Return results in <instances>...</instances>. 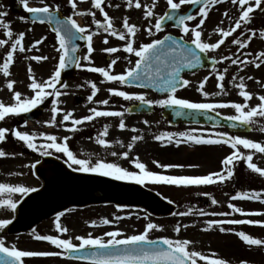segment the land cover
<instances>
[{
    "label": "flooded vegetation",
    "instance_id": "flooded-vegetation-1",
    "mask_svg": "<svg viewBox=\"0 0 264 264\" xmlns=\"http://www.w3.org/2000/svg\"><path fill=\"white\" fill-rule=\"evenodd\" d=\"M18 0H0L2 7L7 6L3 11H7L10 14V10H13L15 14H21L24 11L23 6L17 3ZM43 1V0H42ZM118 0H103L102 7L104 11L108 13V16L113 21V27L118 31L126 32L123 27V20L127 18L129 24L134 20H141L140 27L137 25L138 31L136 34L134 47L139 48L142 44L151 43L156 40L154 36L148 39L146 35L148 32L146 29L149 27L147 22H150V26H153L156 22L155 16L149 18L136 19L137 15L145 16V12L148 8L130 9L121 6H112ZM232 2V0H231ZM77 8L71 7L70 0H54L53 11L60 19H65L69 16L76 19V21L83 27L88 29L89 34H93V47L94 51L91 55V62L84 59L87 55V42L85 40H77L75 44L80 48L79 62L82 67H76L74 72H62L61 83L57 85V88L64 94L59 98L58 107L61 109L60 113L56 115L57 124L50 126L45 121L51 119L53 113L51 112L52 101L55 97H48L44 103L33 109L29 113H22L20 115H9L5 120L0 121V128H8L10 131L7 134V139L4 142H0V150H4L10 155L5 158H0V172L12 171L13 167L20 168V173L17 174L19 181H30L31 184L27 187L37 188L38 191L27 195H21L15 199L18 202L17 209L15 211L0 207V217L4 219H13L12 225L7 229L0 230V239L11 241L14 235L23 237L25 233H36L37 235H46L38 231L40 223L44 221H54L60 213L71 211L75 209H89L93 207H106L108 205L131 207L125 204L114 202L112 199L118 197L119 192L124 188H131L133 190L149 191L157 199L155 200V210L152 212L167 213L170 208L177 206L171 199H160L161 191L169 189L173 185L164 183H152L146 181L144 184H137L131 180H116L112 177H105L94 173H83L74 171L77 165L69 167L70 161L63 153H58L54 149H49V155H42L39 151H33L28 149L26 145L17 140L13 132L19 130L21 132H27L30 135H35V143L42 145L48 143L45 139V135H55L58 143H63L64 138L68 137V146L70 150L77 156L78 159H90L93 164L98 160H102L107 163H116L120 167L139 174L140 170L135 167L133 163L137 158L139 161L146 165V169L150 168L151 172H155L161 175H173L171 168H163L159 165H173V161L177 157L182 158L180 167L181 176H205L211 173L220 172V168L208 172L207 174L200 171L199 168H204L205 162L208 163L212 160L213 154H220L222 152L231 154V147L228 144H196L187 140H181V143L177 145L175 140L168 142L167 139L160 141L156 139V136L161 135L164 131L156 129L157 126L162 128V125L167 128L165 133H171L170 130L178 128L189 129V132L197 136L203 135L205 138H217L214 134L225 133L230 136H237L232 134L225 128H212L209 126L199 125H181L178 127H172L169 121L165 117V112L168 107L160 106L159 104H153L147 106L141 104V102L132 99L125 100L123 97L112 95L109 89H116L120 91H126L134 95H144L147 100L159 101L166 99L168 93H158L154 89L138 87L135 85H122L119 82L107 81L105 77L100 73L92 72L90 67H102L106 68L113 75L126 73L127 69L134 67L135 61L138 59L134 54H129L123 51L126 41L120 40L118 37L111 36L109 32H105L103 27H98L95 21H100L103 25L106 23L103 13L94 7V0H76ZM59 5V11L55 12L56 6ZM216 5V4H215ZM190 5H183L182 10L188 9ZM229 7H216L211 6L209 15L205 20L204 25L200 29L202 31V39L207 43H216L221 39V35L216 30L218 28L225 31L234 27L237 20L235 13H228ZM238 10V9H237ZM26 13V11L24 12ZM77 13H84L83 15ZM92 13L95 15L93 16ZM227 13V15H225ZM8 14V15H9ZM264 14V12H263ZM196 19L187 21L190 28H194L200 20L198 10L193 14ZM252 20L247 25L241 26L237 29L231 37L225 39V43L221 45L219 49L210 50L207 54L216 61L215 69L212 71H202L193 75H184L183 79L190 82L191 79L199 77L202 74L215 73L221 71L224 73V69L227 68L226 73H232L235 77L236 65L232 64L231 59L222 60L224 56L233 58L236 55L237 47L232 41L234 38L241 39L243 41L250 42L249 39L253 38V28L250 27ZM264 22V21H263ZM254 25V24H252ZM154 28V27H153ZM139 33V34H138ZM164 35H173L176 37H182L186 41L190 42L192 34L185 35L181 29L168 26L165 29ZM54 41L59 47L56 34H53ZM107 38V44L104 43ZM131 39V37H129ZM247 43V44H248ZM116 47L120 49L116 53H107L105 48ZM56 48V49H57ZM242 48V47H240ZM61 52L57 51L58 58ZM246 52H242L240 57H244ZM235 59V57L233 58ZM116 63L113 65L112 61ZM111 67L109 68V66ZM55 72V71H54ZM54 72H37L29 73L25 77L27 87H21L20 89L13 88L11 90L0 91V102L5 105L7 102H14V92L19 91L22 97L29 98L34 95L29 85L31 83V77L34 76L39 82L47 81ZM236 78V77H235ZM231 83H235L233 78L229 80ZM91 83H95L99 91L93 96V89ZM67 87H63V85ZM225 88V87H224ZM51 91V89H48ZM220 89L204 88L210 95L205 97L199 90V87H190V83L181 90L176 91L178 98L187 99L194 103H236L234 100H230L227 93L235 92L234 89L225 88V91L220 95H216ZM163 93V94H162ZM182 94V96H179ZM93 96L92 100L88 97ZM103 100H108L107 105L100 103ZM95 108L97 111L108 112H123V117L119 116H99L94 117L90 121H84L80 125H73L71 120L63 121V115L67 112H71L72 119H82L83 117L94 115L91 109ZM131 109V111H129ZM231 109V107L217 108L212 110L224 116H231L225 111ZM123 120L126 127L120 129L119 123ZM145 121H148L146 124ZM154 125V126H153ZM156 125V126H155ZM75 127L76 131H70ZM105 128H107V135H104ZM135 129V131H133ZM169 131V132H168ZM187 132V131H185ZM141 136L142 139L133 141L132 137ZM99 139L107 141L106 145L98 143ZM180 139V138H178ZM132 144L131 149L128 145ZM115 152L117 155H112ZM128 152V157L125 158L123 153ZM214 152V153H213ZM15 155H11V154ZM220 165V162H214L215 165ZM35 164V168L32 165ZM231 167V166H230ZM235 168V166H234ZM194 170L190 174L189 170ZM7 175V174H5ZM23 182L22 184H26ZM218 184L210 185H190L182 186L185 190H203L207 187L217 188ZM235 188V185H234ZM236 194V189L232 190L230 197ZM194 202L196 205L204 204L206 201L211 202L212 196L207 195H195ZM207 198V200L205 199ZM171 201V203H169ZM191 200L180 201V206L184 208L190 205ZM135 207H144L142 205ZM31 259L35 264H46L51 260V257H27L24 258L25 264H28V259Z\"/></svg>",
    "mask_w": 264,
    "mask_h": 264
},
{
    "label": "snow or ice",
    "instance_id": "snow-or-ice-1",
    "mask_svg": "<svg viewBox=\"0 0 264 264\" xmlns=\"http://www.w3.org/2000/svg\"><path fill=\"white\" fill-rule=\"evenodd\" d=\"M23 8L30 14L33 15V22L39 20L41 23L47 21L49 24H54V31L58 40L59 47L57 48L58 52L62 54L59 56V63L54 72V74L47 80L39 82L35 79L34 76L31 77V83L29 85L30 89L33 91L34 95L29 98L22 97V94L19 91L14 92V103L11 105H5L3 102H0V121L5 120L9 115H20L22 113H29L33 109H36L38 106L42 105L48 97H55L56 99L52 101L51 112L53 113L50 120L45 121L50 126H55L57 124L56 115L60 113L61 109L58 107L59 98L62 93L57 85L61 83L62 72L70 65L74 64L76 67H82L79 60L80 58L75 55L78 51V45L75 44L77 40H85L87 42V55L84 59L91 62V55L94 51L93 47V34H89L88 29L81 26L76 19L69 16L65 19H60L57 17L53 9L45 5L43 7H31L29 5V0H19ZM128 7L133 6V0H127ZM221 0H167V6L170 12L174 13L181 9L183 5H201L198 9L200 16L199 23L194 27L190 28L187 21H192L196 19L194 15H179L174 16L170 12H165L163 15L158 16L156 22L153 26H150L146 29L149 35L153 34V27L156 32L163 30V26L166 20H175L176 25L180 27L181 31L188 35L192 34V39L190 41L191 45L195 47H189L188 42L183 40L177 41L174 40L171 36H165L164 39H156L151 43L142 44L139 48L134 47L135 37L138 31V28L134 24H129L127 18L123 20V27L126 29V32H118L113 27V21L108 16V13L104 11L103 0H94V7L99 9L103 15L105 24H101L100 21H95L98 27H103L105 32H109L111 36L118 37L122 41H126L123 51L134 54L138 59L135 61L134 67L127 69L126 73L113 75L106 68L102 67H90L89 70L92 72L100 73L107 81L119 82L122 85H137L140 87L151 86L153 88L159 87L161 91L168 93L166 99L159 101H150L145 98L144 95H134L126 91H120L116 89H109L110 93L115 96L123 97L125 100L135 99L143 105L152 106L153 104H159L164 107H176L179 109H190L193 112H203L206 113L209 110H215L217 108H226L231 107L237 113L236 115H231L226 117L227 120L232 122H239L241 125L251 126L255 123L254 117L260 116L264 117V96H260L259 100L261 103L251 108L248 111L245 109L248 107L246 103H194L190 102L187 99L178 98L176 96L177 87L179 84L187 86L190 82L188 80H182L180 78L181 70L184 68H195L198 65L203 63L201 53H208L210 50H216L225 43V39L231 37L233 33L241 28V24L250 23L251 16L250 14L254 11L253 5L249 0H232L233 4H239L241 8V15L239 19L235 22L234 27L230 30L225 31L224 29L218 28L216 31L220 33L221 39L216 43H207L202 39V31L200 30L205 23L210 11V7L220 3ZM71 7L73 9L77 8L76 0H70ZM264 0H255V8L264 10L262 8ZM155 3L147 9L145 12V17L155 16L154 8ZM135 7L137 9L141 8L142 5L140 0H135ZM59 11V5L56 6L55 12ZM7 11H0V26H3L7 31L6 35L9 38L13 37V32L11 30L10 22H6L5 17L8 16ZM83 15L84 13H77ZM94 16L95 14L92 13ZM227 15V13H225ZM20 19H25V17H20ZM256 32L252 31V36H255ZM25 34L20 32L18 38L10 46V50L7 52L6 58L2 66H0V71L3 72L5 76L10 75V65L14 61V54L19 51H24L22 46V41L24 40ZM260 36L264 38V30L260 32ZM131 37V39L129 38ZM42 41H36V44L41 43ZM107 38H105L104 43L107 44ZM168 42V43H166ZM234 44L240 47H247V41L234 38L232 41ZM9 43L8 40L0 39V47H3ZM120 49L116 47L105 48L104 51L111 54L116 53ZM198 50V51H197ZM71 53V55H70ZM32 59L36 61L46 60L48 57L34 56ZM222 60L231 59L232 64H243L247 65L253 61L240 60L239 58H231L224 56ZM257 60L264 63V51L260 52L256 57ZM220 61H214V63H219ZM115 60L112 61L114 65ZM155 66V67H154ZM259 68L260 63L255 65ZM111 65L109 66V68ZM31 68H29V73L31 74ZM228 71L227 68L224 69V73ZM236 78L233 77V80ZM251 79V77H249ZM225 80L224 74H219L217 76L218 87L221 92L216 93L220 95L225 91L224 83ZM143 81V82H142ZM208 77H205L203 81L200 82L199 90L203 93L205 97L210 94L207 91H204V85L207 83ZM15 81H11L7 84L9 90L13 89ZM240 91L239 95L244 98L245 101H248L252 98V94L245 90L246 85L243 82V77L240 78V83L236 85ZM67 87V85H63ZM93 89V96L99 89L95 83H91ZM48 89H51L49 91ZM93 96H89L88 99L92 100ZM100 103L107 105L108 100H103ZM94 115L83 117L82 119H72V113L67 112L63 115V121L71 120L73 125H80L84 121H90L94 117L99 116H119L123 117V112H108V111H97L95 108L91 109ZM131 111V109H129ZM180 111H177L176 115H181ZM147 124L148 121H145ZM235 127V123L232 125ZM120 129L126 127L123 120L119 123ZM75 127L71 128L70 131H76ZM8 128H0V142H4L7 139V134L9 133ZM135 131V129L133 130ZM14 137L23 142L28 149L33 151H39L42 155H49V149H54L58 153H63L67 156L69 167L77 165L74 171H79L83 173H94L99 174L105 177H112L116 180H131L137 184H144L146 181H151L152 183H164L177 186H190V185H211L218 182H222L230 179L234 175L233 168L236 161H246L247 167L255 173H258L260 176L264 177V169L258 167L253 163V155L251 153L244 154L240 151L238 146H243L244 149L255 150L258 153L264 154V144L254 142L248 138H242L241 136H230L225 133H217V138H205L203 135L197 136L192 132H181V133H162L161 135L156 136L157 140L164 141L167 139L168 142H172L175 137V143L179 145L181 140H187L189 142H194L196 144H228L234 150L232 154L228 155L223 161V165L226 166L225 175L224 172L211 173L205 176H175V175H161L155 172L146 170V165L141 163L139 159L133 161L135 167L140 170V173L130 172L116 163H107L102 160H98L93 164L90 159H78L76 155L70 150L68 146V137L64 138L63 143L57 142V137L55 135H45V139L49 141L42 145H37L35 143V135H30L27 132H21L16 130L13 132ZM104 135H107V128H105ZM142 139L141 136L132 137L133 141ZM98 143L101 145H106L107 141L104 139H99ZM132 144L128 145V148L131 149ZM10 155L4 150H0V158H5ZM11 155H15L14 153ZM112 155H117L115 152ZM125 158L128 157V152L123 153ZM163 168H172V167H183L182 165H159ZM35 164L32 165L35 168ZM231 166V167H227ZM37 188L27 187L24 185H12L9 183H0V207L10 209L15 211L17 209L18 202L11 198L13 194L27 195L30 193L37 192ZM5 194H8V198H5ZM208 195V194H205ZM260 199L259 192L245 193L240 192L232 197L235 199ZM171 203V201H169ZM212 204H216L217 201L215 198L211 200ZM232 208L233 213H240L241 215H255L257 213H246L240 207L235 205H229ZM201 214H205L203 210H200ZM189 213H179V215H188ZM264 215V213H259ZM64 213H60L56 217L55 228L60 233H66L68 229L63 227L60 223V217ZM13 219H0V230L7 229L8 226L12 225ZM103 224H110L111 221L104 219ZM260 224L264 226V222L261 221H252V220H227V221H209V228L215 224ZM95 226V222H93ZM187 227V225H184ZM161 226L149 222L143 233L138 235H132L127 238L118 239L122 233L120 231H111L106 233V236L109 237L107 241L103 238H92L89 235L85 237H77L80 241L79 244L73 243L71 239H62L58 236L52 235H36L35 239L41 241L50 242L56 248L61 251L58 252H37V251H28L20 250L15 245L11 247L6 246L5 240L0 239V264H25L24 258L27 257H54L62 256L68 254L72 256L73 254L81 253L84 249L92 248L95 251L83 255L77 256V259L90 260L91 264H199V262H205V264H229L228 261L222 258H213L212 256L204 255L200 251L190 250L189 246L192 244V241L187 239H171V238H161L159 240L149 239V233L152 230L159 229ZM181 230V226L177 225L175 227V232L178 234ZM208 230V229H205ZM220 231H228L223 227L220 228ZM237 235L249 246H262L264 245V239L255 238L249 234H246L243 231L237 233ZM241 264H248L247 261H241Z\"/></svg>",
    "mask_w": 264,
    "mask_h": 264
},
{
    "label": "rangeland",
    "instance_id": "rangeland-1",
    "mask_svg": "<svg viewBox=\"0 0 264 264\" xmlns=\"http://www.w3.org/2000/svg\"><path fill=\"white\" fill-rule=\"evenodd\" d=\"M5 1V0H4ZM253 5L254 11L251 17L253 22L250 27L253 26V31L256 35L249 39L250 42L247 47H237L236 55L233 58H239L240 60L253 61L247 65L236 64L235 73V83L229 82L233 78L232 73H223L220 70L215 73H205L190 80V87H200V82L208 77L207 83L204 88L210 89H220L217 81V76L219 74L225 75V80L223 81L225 88L234 89L235 92L227 93L230 100H234L236 103H246L247 108L245 111L250 110L253 107L258 106L261 101L260 96H264V63L257 60L256 57L262 51H264V38L260 36L262 31L261 26L264 25V14L261 9L255 8V0H249ZM17 3L20 5L19 0ZM142 5L141 8H149L155 3V18H158L164 11L166 7V0H140ZM31 7H43L45 5L54 8V0H43V1H32L29 2ZM236 5V4H235ZM112 6H121L124 8L128 7L127 0H118ZM223 7V6H222ZM235 7V6H233ZM7 6L2 7L0 5V11H3ZM264 8V4H262ZM130 9H137L135 7V0H133V6ZM238 16V13L235 11ZM20 17H25L23 13L15 14L13 10H10V14L3 18L6 22H10L11 30L13 32V37L9 38L6 35V29L0 26V39L8 40L9 43L3 47H0V66H2L4 59L6 58L7 52L10 50L11 44L18 34L23 32L25 34L24 40L22 41V46L24 51H19L14 54V61L10 65V75L5 76L2 71H0V91L8 90L7 84L11 81H15L13 88L20 89L21 87H27L25 77L29 74V68H31V73L37 72H53L56 70L57 63V52L56 45L53 39V35L49 29L42 25H32L26 19H20ZM146 18L145 16L137 15L136 19ZM141 20H134L131 24L139 25ZM150 27V22H147ZM247 25V23L241 24V26ZM139 34V33H138ZM162 35V33L153 31L152 35H146L148 39L156 36L157 38ZM36 41H42L36 44ZM242 52H246L245 57H240ZM34 56L48 57L46 60L36 61L32 59ZM256 63H260V67L257 68ZM243 77V82L246 85L245 90L252 94V98L245 101L243 97L239 95L240 89L236 86L240 83V78ZM251 77V79H249ZM221 92V90H219ZM179 96H182L180 94ZM13 104L14 102H7V104ZM229 115H236L237 113L233 108L227 109L225 111ZM255 123L253 124L254 132L247 135H241L242 138H248L254 142L264 144V117H254ZM154 126V125H153ZM156 126V125H155ZM156 129L163 130L164 133L167 128L162 125L157 126ZM189 132V129L178 128L170 130L171 133H181ZM169 132V131H168ZM197 133V131L193 132ZM222 133V132H221ZM216 136V134H214ZM179 137H175L178 139ZM240 151L244 154L251 153L253 155V163L258 167L264 169V154L258 153L255 150L244 149L243 146H238ZM214 153V152H213ZM226 152L220 154H213L212 160L208 163L205 162L204 168H199L200 171L207 174L208 172H213L221 168L226 175V168L224 169L221 164L224 160ZM220 162L218 166L214 162ZM182 158L177 157L173 161V165H181ZM21 167H13L12 171L0 172V183H9L12 185H23V182L19 181L17 174L20 173ZM150 171V168L146 169ZM172 173L177 175L182 174L180 167H172ZM190 174L194 170H189ZM234 175L225 181L220 182L217 188L207 187L203 190H185L182 186L173 185L171 188L164 189L159 195L160 199L166 198L174 201L173 206L168 210V213H161L155 215L147 211V209L138 208H121V207H93L85 210L75 209L64 213L60 217V223L63 227H66L68 231L66 233H60L55 228V221H44L40 223L38 231L46 235L58 236L62 239H71L73 243L79 244L80 241L76 239L77 237L87 238L91 235L92 238H103L105 241L109 239L106 233L111 231H120L122 235L117 237L118 239L127 238L132 235H138L143 233L146 225L151 222L155 223L161 228L152 230L149 233V239L156 238H171V239H187L192 241L189 246L190 250H196L202 252L204 255L212 256L213 258H222L229 262V264H241V261H247L248 264H264V245L262 246H249L237 235L238 232L243 231L255 238L264 239V226L260 224H215L209 228V221H227L231 219L235 220H252L264 222V215L259 213H264V177L260 176L258 173L253 172L247 167V162L240 160L236 161ZM194 173V172H193ZM7 174V175H5ZM31 184L28 181L24 186H29ZM234 185L236 190H243L245 193L259 192L260 199H235L232 201L230 198V193L234 190ZM208 194L216 199L217 203L212 205V203L205 202L204 204L196 205L193 201L196 198L195 195ZM19 193L13 194L12 199H16ZM5 198H8V194H5ZM191 200L190 205L187 207L180 206V201ZM207 200V198L205 197ZM235 205L240 207L246 213H257L255 215H241L240 213H233L232 208L229 205ZM203 210L205 214H201L200 210ZM189 213L188 215H179V213ZM2 214H0L1 216ZM3 216V215H2ZM8 217L6 216L5 219ZM0 219H4L0 217ZM108 219L111 221L110 224H103L102 221ZM95 222V226L93 225ZM177 225L181 226L180 232L177 234L175 232V227ZM187 225V227H184ZM223 227L228 229V231H220ZM208 229V230H205ZM36 233H25L23 237L14 235L11 241H6V246L11 247L15 245L20 250L37 251V252H58L60 249L56 248L50 243H46L41 240L35 239ZM53 259L49 260L46 264H85L79 262L66 261L61 256H54ZM32 259V258H31ZM30 258L28 259V264H35ZM199 264H205V262H199Z\"/></svg>",
    "mask_w": 264,
    "mask_h": 264
},
{
    "label": "water",
    "instance_id": "water-1",
    "mask_svg": "<svg viewBox=\"0 0 264 264\" xmlns=\"http://www.w3.org/2000/svg\"><path fill=\"white\" fill-rule=\"evenodd\" d=\"M197 6H200V5H195L190 10V14L195 9H197ZM170 14H172L174 16L177 15V13H175V12L174 13L170 12ZM187 15H189V13ZM28 19L33 21V19H34L33 15L29 13L28 14ZM36 21L40 22L39 20H36ZM45 22H47V21H45ZM167 22H168V20L165 21V24H164L163 28L167 25ZM50 26H51V29L53 30L54 29V25L50 24ZM189 47H192V46H189ZM70 55H71V53H70ZM201 57H202L203 61L205 60V63L203 62L201 65H198L195 68H191V69L184 68V69H182L181 73H180V77H181V74L183 72H185V71H190V70L194 71V70H199V69L205 67V65H206V57L204 56V54H202ZM72 65L70 64L65 70H69ZM178 86H180V84ZM148 87H151V86H148ZM156 88H159V87H156ZM183 113H184V111H183ZM183 113L181 115H179V116L177 115L176 118L175 117L172 118L173 124H179V123H182V122H186V123H202V124L209 123V124L217 125V126H227L229 128H232V130H234L236 132H250L252 130L249 126L241 125L239 122H232V121L227 120L226 118H220L219 116H212V115H209V114H206V113H203V112H191V111H188L187 113L185 112V115ZM169 118L171 119V117H169ZM233 123H235V125H236L235 127L232 126ZM119 200H121L123 202L131 203V204L142 203V204H147L150 207L153 206L152 200L147 194H144V193L136 191V190H131V189L124 191L121 194ZM93 251H95V249L87 248V249H84L81 253L73 254L72 256L67 255V258L68 259H73V260L86 261V262H90L91 263L90 260L77 259L76 257L77 256L87 255V254H89V253H91Z\"/></svg>",
    "mask_w": 264,
    "mask_h": 264
}]
</instances>
